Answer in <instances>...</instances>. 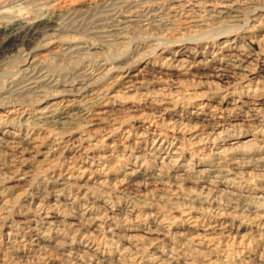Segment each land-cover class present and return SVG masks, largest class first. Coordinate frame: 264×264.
I'll return each mask as SVG.
<instances>
[{
	"label": "rangeland",
	"instance_id": "374dc122",
	"mask_svg": "<svg viewBox=\"0 0 264 264\" xmlns=\"http://www.w3.org/2000/svg\"><path fill=\"white\" fill-rule=\"evenodd\" d=\"M0 264H264V0H0Z\"/></svg>",
	"mask_w": 264,
	"mask_h": 264
},
{
	"label": "bare ground",
	"instance_id": "6f19581e",
	"mask_svg": "<svg viewBox=\"0 0 264 264\" xmlns=\"http://www.w3.org/2000/svg\"><path fill=\"white\" fill-rule=\"evenodd\" d=\"M126 74V73H125ZM74 117H76V116H74ZM211 137V136H210ZM71 174V173H70ZM69 173H68V177L67 178H71V177H73V174H71L70 175ZM67 175V174H66ZM94 224V223H93Z\"/></svg>",
	"mask_w": 264,
	"mask_h": 264
}]
</instances>
